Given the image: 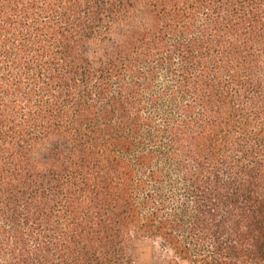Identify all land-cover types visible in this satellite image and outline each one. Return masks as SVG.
<instances>
[{
	"label": "trees",
	"instance_id": "1",
	"mask_svg": "<svg viewBox=\"0 0 264 264\" xmlns=\"http://www.w3.org/2000/svg\"><path fill=\"white\" fill-rule=\"evenodd\" d=\"M264 264V0H0V264Z\"/></svg>",
	"mask_w": 264,
	"mask_h": 264
},
{
	"label": "rangeland",
	"instance_id": "2",
	"mask_svg": "<svg viewBox=\"0 0 264 264\" xmlns=\"http://www.w3.org/2000/svg\"><path fill=\"white\" fill-rule=\"evenodd\" d=\"M165 254L171 256V253L160 251L158 244L152 240L142 239L128 242L125 248L124 257L130 264H153L155 254ZM178 264H191L187 260L176 256Z\"/></svg>",
	"mask_w": 264,
	"mask_h": 264
}]
</instances>
